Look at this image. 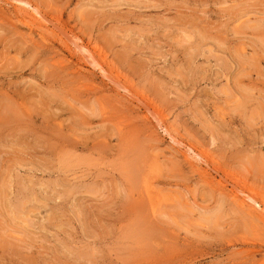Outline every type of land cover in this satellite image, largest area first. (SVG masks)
Wrapping results in <instances>:
<instances>
[{"label":"rangeland","instance_id":"1","mask_svg":"<svg viewBox=\"0 0 264 264\" xmlns=\"http://www.w3.org/2000/svg\"><path fill=\"white\" fill-rule=\"evenodd\" d=\"M0 264H264V0H0Z\"/></svg>","mask_w":264,"mask_h":264}]
</instances>
